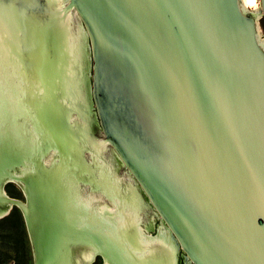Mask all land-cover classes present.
Masks as SVG:
<instances>
[{"label":"water","instance_id":"water-1","mask_svg":"<svg viewBox=\"0 0 264 264\" xmlns=\"http://www.w3.org/2000/svg\"><path fill=\"white\" fill-rule=\"evenodd\" d=\"M259 5L264 16V0ZM73 23L85 31L79 61ZM0 36L36 80L33 90L21 87V71L0 61V206L5 179L28 155L33 172L12 180L22 183L36 223L61 180L97 183L64 166L60 147L50 167L44 161L60 140L52 123L71 122L53 110L42 76L56 83L65 60L66 81L77 86L60 103L84 105L77 89L89 68L100 144L111 147L167 232L144 240L135 213L128 230L127 219L113 227L98 218L102 255L115 264H177L172 236L190 264H264V49L256 17L238 0H0ZM79 161L93 170V161Z\"/></svg>","mask_w":264,"mask_h":264},{"label":"flooded vegetation","instance_id":"flooded-vegetation-1","mask_svg":"<svg viewBox=\"0 0 264 264\" xmlns=\"http://www.w3.org/2000/svg\"><path fill=\"white\" fill-rule=\"evenodd\" d=\"M85 74L87 76V79L85 77ZM81 77H82V80L79 81V83H78L79 88L77 90H78L79 95L83 94V96H87V103H85L80 108L81 112H79V111L74 112L75 113L74 116L76 117L75 122H78L74 125H77V124L81 125V127H83L81 132L84 134L86 140L88 139L89 145L87 147H85L84 150L87 154V162H89L90 164L92 163V161L94 162L92 172H93V176L98 179V180L96 179V181H97L96 184L99 187L94 186L92 188V187H90L91 184L79 182L78 179H77L76 183H75V180L73 182L70 181L73 184H71L70 182H69V184L65 183L64 188L66 190H62L63 191L62 192V198H61L62 201H60L62 208H61V210H59L58 215H57L56 211L53 212L54 215H52V216L47 215V218L44 219V222H47V224L43 225L42 227H39L38 229H36L37 225H35L34 223L32 224L34 226V231H32L31 233H33V235L35 236L36 242L38 244V248H40V246H42V244H43L41 238L45 239L46 235L48 234L46 231L47 227H50V228L52 227V229H54V231H52L50 234L53 233L55 235V233H56L55 239L53 240L54 243H52V247L48 246L47 250H46V251H48V253L47 254L44 253L43 260H42V262L44 261L43 264H79L81 262L84 264H107L106 259L110 260V264H115V262L111 258H109L108 255H105L106 258L102 255L101 249L98 246V244L94 238L97 236L98 233H102L103 231H105L104 228L100 227V225L98 224V221H97L98 218L100 220H102L103 222H106L109 225L114 227L116 225V223H121V222H119V220L124 221L125 219H130V216H134L133 214L135 213L136 219L138 220L139 229L144 228V232H146L150 235L149 240H156L157 238H160V236L164 232V230H162L163 227L166 230V227L163 224L162 220L160 219L159 215L156 213V211H154L153 207L151 206L150 202L146 198L145 194L143 193V191L141 190L139 185L134 182L133 177L128 172V170H126L124 168L122 162L115 155V153L113 152L111 147H109L108 145L104 146V145L100 144V141L102 140L103 135H102V131L100 130L101 128L99 125V121L97 118V114H96L95 107H94L93 100H92V96H91V90H90L91 71L89 70V68L86 71V73H84V75L82 74ZM86 82H87V86H88V92L86 89ZM82 100H83V98H82ZM88 102H89V104H88ZM90 103H91V105H90ZM74 108L77 109L78 107H74ZM84 116H85L86 120L84 119ZM85 133H87V134H85ZM92 149H94V150H92ZM51 150H52V148H51ZM51 150L49 148V150L47 149L44 152L45 153V155H44L45 156L44 157L45 163H46L47 159L50 161V163L52 161V158L50 159V157L48 155ZM58 153H59V150L56 151V153L54 152V154H58ZM54 154H53V156H54ZM111 155H112V157H111ZM29 156L30 155H28V157H25L24 159L29 161ZM98 157H101L103 159L98 158ZM108 159H109V161H108ZM118 163H119V165H118ZM47 166L49 167V165H47ZM108 169H109V171H108ZM33 170H34V167H32V166H28V168L25 171H20L19 168H15L13 171V174L9 177V180L7 179L8 181L4 185L5 194L7 195L6 190H5L6 186L8 184H13L16 186V188L18 189V191L20 192V194L22 196V200H18L16 198H11V199H13L14 205L8 211L7 216H9L11 214L13 209H16L19 211V213L21 214V216L24 220L23 209L20 208V206H18V204H17L18 202L21 205L28 204V207H29L28 210H29V215H30V213H31L30 207L31 206L29 205V201L27 199V196L25 195L24 187H23L21 182H19L18 180L17 181L12 180V178H21L25 174H29V172L30 173L33 172ZM116 177H118L119 179ZM131 182H132V184H131ZM119 184H122V186L121 185L119 186ZM125 184H127L128 186ZM123 186H125L126 189L131 188L133 191L135 190L134 192L138 196L139 199H140V197H143V199H146V201L148 202V206L146 205V207L144 208L143 206L141 207L140 203H138L137 206L128 207L127 204H124L125 206L123 205L124 206L123 207L122 204H120L123 193H121L122 194L121 198H118L117 193L115 192L116 190H117V192L119 191V187H121L120 189L123 190ZM77 187H79V188H77ZM102 187L106 190H104ZM74 189H75V191H74ZM118 193H120V191ZM144 196H145V198H144ZM46 202H48V200ZM52 202L53 201L49 200V203H48L49 206L52 205ZM118 208L121 209V212H119ZM123 208H124V210H123ZM127 208H128V210H127ZM137 214L139 216H137ZM92 217H93V219H92ZM57 218L60 219V222L57 221ZM146 218L151 219L153 221L152 227L149 228L148 225L147 226L144 225L143 220ZM55 221H57V222H55ZM24 223H25V220H24ZM67 224H68V226H67ZM40 228H42V230H40ZM25 232H26V236L28 239V243H29V249H30L32 264H36L35 263L36 251H35V248H33L31 238H30V231L27 229L26 224H25ZM51 237H52V235L50 236V238ZM170 237H171V240L177 246L174 238H172V236H170ZM61 243H62V245H61ZM64 252H66V253H64ZM50 254H51V256H50ZM62 254H63V256H62ZM57 255L59 258L57 257ZM84 255H86V256H84ZM56 258H58V259H56ZM87 259H88V261H87ZM176 260H177V264H190L188 262V260L184 257L181 250L178 248H176ZM65 262H67V263H65Z\"/></svg>","mask_w":264,"mask_h":264},{"label":"bare ground","instance_id":"bare-ground-1","mask_svg":"<svg viewBox=\"0 0 264 264\" xmlns=\"http://www.w3.org/2000/svg\"><path fill=\"white\" fill-rule=\"evenodd\" d=\"M238 2H239V7H240V9L242 10V12H244V13H248L247 11H245V10H252L254 13H258V9H257V7H258V5H256V0H238ZM253 13V15L256 17V21H257V16H259V15H256V14H254ZM70 19H71V17H70ZM69 19V20H70ZM69 32H70V36H71V43H72V46H75V59H77V61H79V59L82 57V52L84 51V49L86 50L87 49V47H86V45H84V37H83V35H85V31L84 30H82L81 28H80V23H73L72 25H71V30L69 29ZM74 32V33H73ZM73 33V34H72ZM259 35V34H258ZM4 40L5 39H3L2 38V36H0V53L3 55H0V59L3 61V62H5V64L7 63L8 64V66L9 67H11L10 66V62H12V64H13V68H16L18 71H21V67L19 68V66H18V64L16 63V62H13L12 60H14V57H13V55L9 52V49H8V46H7V44L4 42ZM258 41H259V44H260V46L264 49V41L263 40H261V39H259V37H258ZM78 51H79V53H80V55H79V57H78ZM4 54H5V57H4ZM77 57V58H76ZM55 60V58L53 59V61ZM74 62H76V60H73ZM35 66V65H34ZM3 67V66H2ZM62 67H63V69H65L66 71H65V75H66V72H67V70H68V68H70V63H69V61H67V62H65V60H64V62L62 63ZM71 68H73V66H72V64H71ZM27 75L29 76V77H27ZM65 75H63L62 76V78H58V81H56V83H53L52 82V80H51V77L49 76V78H46V75H45V77L44 76H42V79H43V81L45 82V83H48L49 84V93H48V99H50V101H51V105H52V108H53V110L55 111V112H60V115H62L63 116V118H65V117H67V119L69 120V122H71L70 123V125H67L66 124V126L64 127V125H63V123L62 124H59V123H57V122H54V123H52V127L48 124H46L45 122H42V126L44 125V127L45 128H48V126H50V129H52V131H54L55 132V134H57L58 135V137L60 138V140H59V142L55 145L54 143V145L56 146H54V148H52V150H51V148H50V152H49V157H50V159L52 158L53 159V154H54V152L56 153V151H58V149H57V147H60V149L62 150L61 151V153H60V157H61V160H62V158H63V156H64V158H63V162L62 163H64V166H66V165H75L76 167H77V169L79 168L80 170H79V172H80V174H84L87 178H90V179H92L93 181H96V179L97 178H95L94 176H93V172H92V170H88V169H86L83 165H82V163L79 161V159H86V161H87V154H86V152H85V150H84V148L85 147H87L88 145H89V142H88V139L86 140V138H85V136H84V134L81 132L82 131V128L83 127H81V125H79V124H77V125H74L73 124V122H75L76 120H75V113L74 112H77V111H79V112H81V106H78V108L77 109H72L70 106H68V108L67 107H64V106H62V104L60 103V101H62L64 104H67V101H66V98L65 97H68L69 96V94L71 93V86H77L76 85V83L74 82V81H70V80H67L66 81V83H61V82H63L64 81V78H65V80H66V77H65ZM84 75V74H83ZM40 77H41V75H39ZM68 76H70V75H68ZM82 76V75H81ZM17 77L21 80V87H23V85H25L26 87L27 86H30V88L33 90L34 89V86H35V83L36 82H34V83H32V81H36L33 77L34 76H31L30 74H24L22 71L21 72H18V75H17ZM39 79V78H38ZM62 80V81H59V80ZM38 81H41V79H39ZM59 82V83H58ZM82 83V82H81ZM54 84V85H53ZM61 84H63L62 86H61ZM79 88V87H78ZM55 89V90H54ZM86 89H87V92H88V86L86 87ZM81 90V89H80ZM84 90V89H83ZM86 92V93H87ZM65 95V97H63ZM82 98H83V101H84V104L85 103H87V96H83V94L82 95H80ZM61 97H63V98H61ZM85 97V98H84ZM59 98H61L60 100H59ZM88 104H89V102H88ZM90 105H91V103H90ZM54 106V107H53ZM93 107V106H92ZM55 108V109H54ZM91 110V109H90ZM72 111H74V112H72ZM71 112L72 113H74V114H71ZM91 114V113H90ZM95 116V115H94ZM84 119H85V116H84ZM86 120V119H85ZM78 123V122H77ZM95 123V122H94ZM95 125V124H94ZM97 127V126H96ZM65 128H66V131H65ZM98 128V127H97ZM49 129V128H48ZM101 130V129H100ZM47 131V130H46ZM89 131V130H88ZM87 131V132H88ZM85 134H87V133H85ZM101 134V133H100ZM47 138H50L51 139V141L53 142V136H52V133H51V131L49 130V131H47ZM55 140V139H54ZM103 149V148H102ZM55 150V151H54ZM84 150V151H83ZM90 150V149H89ZM92 150H94V149H92ZM91 150V151H92ZM109 151V150H108ZM96 152V151H95ZM106 152V151H105ZM103 153V152H102ZM89 156V155H88ZM99 156V155H98ZM101 156V155H100ZM102 157V156H101ZM101 157H98V158H101ZM111 157H112V155H111ZM47 158V157H46ZM115 158V157H114ZM101 159H103V158H101ZM105 159V158H104ZM89 160V159H88ZM58 164H59V161H57V160H55ZM108 161H109V159H108ZM47 162H48V164H49V160L47 159ZM53 161H51V163H52ZM50 163V164H51ZM94 163V162H93ZM102 163V162H101ZM115 163V162H114ZM113 164V163H112ZM118 165H119V163H118ZM117 165V166H118ZM28 166H29V161L28 160H26V159H19V162L16 164V168H19L20 169V171H25L27 168H28ZM51 165H49V167H50ZM105 167V166H104ZM108 168V167H107ZM119 168V167H118ZM67 169H69L68 167H67ZM99 169V168H98ZM104 169V168H103ZM123 169V168H122ZM100 170V169H99ZM106 170V169H105ZM118 170V169H117ZM72 171V170H71ZM108 171H109V169H108ZM30 173V172H29ZM116 173V172H115ZM56 174V173H55ZM60 175L61 176H63V172L62 173H60ZM108 175V174H107ZM116 175V174H115ZM123 175V174H122ZM125 175V174H124ZM56 176H58L59 177V174H56ZM65 176H66V178H68L69 179V177L71 176V173H69V172H66L65 173ZM73 176V175H72ZM119 176V175H118ZM109 177V176H108ZM103 178V177H102ZM112 178V177H111ZM116 178H118V177H116ZM129 178V177H128ZM9 180V178H6L5 179V181L7 182L8 180ZM78 178L76 177V180H77ZM109 179V178H108ZM113 179V178H112ZM119 179V178H118ZM117 179V180H118ZM98 180V179H97ZM121 180V179H120ZM15 182V181H14ZM61 182V184H59L60 186L57 188V193H56V195H54L53 193H55L56 191H54V192H52V190L51 189H49L48 191H47V195L49 196V200H51V201H53L52 202V205H50L49 207H48V210H47V215L48 216H52V215H54L53 214V212L54 211H56L57 212V215H58V212H59V210H61V202L60 201H62L61 200V198H62V188L61 187H64V185L65 184H63L62 183V180L60 181ZM97 182V181H96ZM71 183V182H70ZM76 183V182H75ZM69 184V183H68ZM71 184H73V183H71ZM88 184H91V186L90 187H94V186H97V187H99L96 183H93V182H91V181H89L88 182ZM111 184V183H110ZM18 185V184H17ZM49 185V188H50V184H48ZM112 185V184H111ZM122 186V184H119V186ZM125 185H127V184H125ZM22 186V185H21ZM78 186V185H77ZM113 186V185H112ZM128 186V185H127ZM70 187V186H69ZM81 187V186H80ZM83 187V186H82ZM130 187V186H129ZM77 188H79V187H77ZM89 188V187H88ZM91 188V189H92ZM103 188V187H102ZM121 187H119V191H120V193H118L117 192V190L115 191L116 193H117V196H118V198H121V196H122V194L121 193H123V196H122V198H121V203L120 204H122V206L124 205V204H127V206L128 207H130V206H136V204H138V203H140V205H141V207L143 206L144 208L146 207V205L148 206V202L146 201V199H143V197H140V199L138 198V196L135 194V190L133 191L131 188H128V189H126V187L125 186H123V190H121L120 189ZM3 189H4V187H3ZM104 189V188H103ZM117 189V188H116ZM140 189V188H139ZM78 190V189H77ZM104 190H106V189H104ZM108 190V189H107ZM69 191V190H68ZM74 191H75V189H74ZM89 191V190H88ZM93 191V190H92ZM65 192V191H64ZM70 192V191H69ZM68 192V193H69ZM112 192V191H111ZM78 193V192H77ZM140 193V192H139ZM75 194V193H74ZM103 194V193H102ZM111 194V193H110ZM115 194V193H114ZM144 195V194H143ZM1 196L4 198V200H5V202L7 203L6 205H4V206H0V220L1 219H3V218H5L7 215H8V211L10 210L9 208H10V206L9 205H11L12 203H13V199H11V197H9V196H7L6 194L4 195L3 193L1 194ZM51 196H55V198H51ZM64 197V196H63ZM91 197V196H90ZM113 197V196H112ZM93 198V197H92ZM91 198V199H92ZM114 198V197H113ZM144 198H145V196H144ZM49 200H48V202L47 203H49ZM89 200V199H88ZM99 200V199H98ZM68 201V200H67ZM92 201V200H91ZM94 201V200H93ZM113 201V200H112ZM107 202V201H106ZM102 203V202H101ZM145 205H144V204ZM18 204V206H20V208H22L23 209V211L25 212V214L26 215H28V216H30V219H31V222H32V224L34 223L35 225H37L36 226V229H38L39 227H42L43 225H45V224H47V222H44V219H46V218H44V219H42V221L41 222H39V223H36L35 222V220L33 219V217L31 216V214L29 215V210H28V204H24V205H21L19 202L17 203ZM14 205V204H13ZM125 206V205H124ZM123 206V207H124ZM9 209V210H8ZM31 210V209H30ZM111 210V209H110ZM123 210H124V208H123ZM126 210V209H125ZM127 210H128V208H127ZM83 211V210H82ZM81 211V212H82ZM155 211V210H154ZM103 212V211H102ZM115 212V211H114ZM123 213V212H122ZM150 213V212H149ZM87 214V213H86ZM155 214V213H154ZM101 215V214H100ZM111 215V214H110ZM104 216V215H103ZM125 216V215H124ZM137 216H139L138 214H137ZM146 216V215H145ZM114 217V216H113ZM142 217V216H141ZM158 218V217H157ZM92 219H93V217H92ZM73 220V219H72ZM155 220V219H154ZM57 221H59L60 222V219L59 218H57ZM57 221H55V222H57ZM87 221V220H86ZM72 222V221H71ZM75 222V221H74ZM119 222H122L121 220H119ZM143 222H144V225L145 226H149V228L150 227H152V220L151 219H148V218H146V219H144L143 220ZM155 222V221H154ZM161 222V221H160ZM127 225H126V230H128V229H130V227L129 226H131V223H130V219H127V223H126ZM67 226H68V224H67ZM95 227V226H94ZM142 228V227H141ZM80 229V228H79ZM40 230H42V228H40ZM139 230H141V231H143L142 229H139ZM163 230H164V232L162 233V235H164V234H166L167 232H166V230H165V228H163ZM46 231H47V235H46V237H45V239H43V238H41L42 239V242H43V244H42V246H40V248H38V244H37V242H36V247H35V249H36V262H37V264H39V263H41L42 262V260H43V256H44V253L45 254H47L48 253V251H46L47 250V247L49 246H51L52 247V243H54L53 242V240L55 239V236H56V233H55V235L52 233V234H50L52 231H54V229H52V227L50 228V227H47V229H46ZM98 232V231H97ZM148 232V231H147ZM166 232V233H165ZM144 232H141V234H143ZM52 235V237L50 238V236ZM150 235H148V233H146V234H143L142 235V239H144V240H148L150 237H149ZM35 237V236H34ZM76 237V236H75ZM91 237V236H90ZM82 238V237H81ZM68 240V239H67ZM78 240V239H77ZM35 241H36V239H35ZM90 241V240H89ZM60 242V241H59ZM169 244H172V246H174V248H175V250H176V246H175V243L171 240V239H169ZM95 243V242H94ZM50 244V245H49ZM61 245H62V243H61ZM62 247V246H61ZM66 247V246H65ZM54 248V247H53ZM67 250V249H66ZM93 250V249H92ZM46 251V252H45ZM50 252V251H49ZM59 252V251H58ZM64 253H66V252H64ZM60 254V253H59ZM58 254V255H59ZM58 255H57V257H58ZM96 255V254H95ZM104 255V254H103ZM50 256H51V254H50ZM62 256H63V254H62ZM68 256V255H67ZM84 256H86V255H84ZM105 256V255H104ZM59 258V257H58ZM58 258H56V259H58ZM105 258H106V256H105ZM52 259V258H51ZM80 260V259H79ZM86 260V259H85ZM91 260V259H90ZM87 261H88V259H87ZM62 262V261H61ZM91 262V261H90ZM65 263H67V262H65ZM106 263L107 264H110V260L109 259H106ZM79 264H84V263H79ZM117 264V263H116Z\"/></svg>","mask_w":264,"mask_h":264},{"label":"rangeland","instance_id":"rangeland-1","mask_svg":"<svg viewBox=\"0 0 264 264\" xmlns=\"http://www.w3.org/2000/svg\"><path fill=\"white\" fill-rule=\"evenodd\" d=\"M256 5H258V13H254L252 10L245 11H247L248 13L259 15L257 16V29L259 34L258 37L259 39L264 41V19L260 18L261 14L259 0H256ZM0 55L2 54L0 53ZM0 61L3 62L1 59ZM87 70L88 68H86L85 73ZM85 77L87 79L86 74ZM59 81L62 80L60 79ZM61 83H66L65 78ZM62 85L63 84H61V86ZM5 190L9 197L22 200V196L15 185L8 184ZM142 229V232H144V228ZM143 234H146V232H144ZM0 264H32L29 243L25 232V223L21 214L16 209H13L9 216L0 220Z\"/></svg>","mask_w":264,"mask_h":264},{"label":"built area","instance_id":"built-area-1","mask_svg":"<svg viewBox=\"0 0 264 264\" xmlns=\"http://www.w3.org/2000/svg\"><path fill=\"white\" fill-rule=\"evenodd\" d=\"M260 18H263V19H264V16H262V15H261V17H260Z\"/></svg>","mask_w":264,"mask_h":264}]
</instances>
